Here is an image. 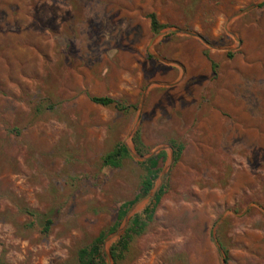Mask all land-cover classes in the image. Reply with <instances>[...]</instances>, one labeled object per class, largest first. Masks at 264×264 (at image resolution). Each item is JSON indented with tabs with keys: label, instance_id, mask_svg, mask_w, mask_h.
I'll return each instance as SVG.
<instances>
[{
	"label": "rangeland",
	"instance_id": "rangeland-1",
	"mask_svg": "<svg viewBox=\"0 0 264 264\" xmlns=\"http://www.w3.org/2000/svg\"><path fill=\"white\" fill-rule=\"evenodd\" d=\"M121 143L167 157L118 264H264V0H0V264H79L140 193Z\"/></svg>",
	"mask_w": 264,
	"mask_h": 264
},
{
	"label": "trees",
	"instance_id": "trees-1",
	"mask_svg": "<svg viewBox=\"0 0 264 264\" xmlns=\"http://www.w3.org/2000/svg\"><path fill=\"white\" fill-rule=\"evenodd\" d=\"M150 26L154 33L160 32L165 25L159 22L156 13H150ZM92 101L104 106L115 105L120 109H125V107L114 99L107 96H92ZM135 149L138 153L144 154V145L141 140L140 134L137 131L134 136ZM172 147L174 149V160H178L182 154L183 146L176 141L172 142ZM130 157L129 149L124 144H119L113 151L107 153L103 161L106 165L119 166L122 160ZM167 157L165 150H161L156 155L148 158L141 163L145 167V176L142 181L141 189L139 195L134 199L122 203L118 209L115 222L109 228L102 230L92 241L91 244L83 247L79 251V264H108L106 254L103 250L104 241L109 233L117 230V228L123 223L126 215L133 206V204L141 197L148 194L154 187L160 177L162 168L160 162L164 161ZM164 186L161 187L155 197H153L150 202L144 207L141 213H136L130 220L128 227L126 228L124 234L114 242L110 247V253L115 264H118L121 258L124 256L125 252L129 249L130 243L135 235L141 234L148 222L152 219L155 209L164 193ZM25 212L38 221L43 228L44 232H48L53 223L52 218L49 215L41 213L34 209H26Z\"/></svg>",
	"mask_w": 264,
	"mask_h": 264
},
{
	"label": "water",
	"instance_id": "water-1",
	"mask_svg": "<svg viewBox=\"0 0 264 264\" xmlns=\"http://www.w3.org/2000/svg\"><path fill=\"white\" fill-rule=\"evenodd\" d=\"M164 33H165V32H164ZM161 34H163V32L158 33V34L154 37V40H155L159 35H161ZM129 150H130V148H129ZM130 151H131V153H132L133 155L138 156V157L141 158V159H148V158H150V157H152V156L155 155V153H154V154H151V155H148V156H143V155L136 154V153H135L134 151H132V150H130ZM163 176H164V174L162 175V181H163ZM159 187H160V185L158 186V188H159ZM158 188H157V189H158ZM157 189H154V190H152L151 192H149L148 194H146L145 196H143V197L138 201V203H144V202L148 201L150 198H152V197L156 194ZM128 221H129V217L126 219L124 226H123L121 229H119L118 231L115 232V234H114L115 236H118V235L122 234V232L125 230V228H126V226H127V224H128ZM106 258H107V262H108V264H114L110 252H107V254H106Z\"/></svg>",
	"mask_w": 264,
	"mask_h": 264
}]
</instances>
